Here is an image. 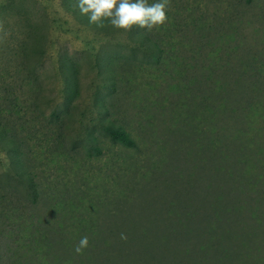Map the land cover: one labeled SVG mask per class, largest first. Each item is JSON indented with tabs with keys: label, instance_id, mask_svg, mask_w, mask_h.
Instances as JSON below:
<instances>
[{
	"label": "rangeland",
	"instance_id": "374dc122",
	"mask_svg": "<svg viewBox=\"0 0 264 264\" xmlns=\"http://www.w3.org/2000/svg\"><path fill=\"white\" fill-rule=\"evenodd\" d=\"M245 4L170 0L148 53L73 0H0V264H264V0Z\"/></svg>",
	"mask_w": 264,
	"mask_h": 264
},
{
	"label": "clouds",
	"instance_id": "9594fccd",
	"mask_svg": "<svg viewBox=\"0 0 264 264\" xmlns=\"http://www.w3.org/2000/svg\"><path fill=\"white\" fill-rule=\"evenodd\" d=\"M170 0H77L75 7L81 15L87 16L90 24L103 27L104 21L115 29L131 31L132 28L152 29L167 21L166 9ZM121 238H126L121 234ZM88 246V238L82 237L75 246L80 253Z\"/></svg>",
	"mask_w": 264,
	"mask_h": 264
},
{
	"label": "trees",
	"instance_id": "16d2710c",
	"mask_svg": "<svg viewBox=\"0 0 264 264\" xmlns=\"http://www.w3.org/2000/svg\"><path fill=\"white\" fill-rule=\"evenodd\" d=\"M63 1V4L67 7L68 9V2L70 3L71 5V0H62ZM152 0H148L149 3H152L150 2ZM154 1V0H153ZM254 0H235V3L236 5H243L244 3H246L245 5H249L251 3H253ZM77 3V0H73V8H70V13L74 14L76 18H78V20L82 23H89L88 21V17L87 16H84V15H81L80 12L78 11V9L75 7ZM104 26L103 27H97L95 24H92L95 26V29L99 32V33H104V34H109L111 32H114V31H118V29H115L113 28L107 20H105L104 22ZM128 32V31H127ZM155 34H153V28L152 29H147V28H139V27H133L131 31L128 32V39L130 42L134 43V44H139L145 51H147L148 53H154L155 51H159L161 52V48L159 47L158 43L155 41L156 39H153L155 38L154 37ZM105 131L106 133L110 136L111 140L113 142H117L123 146H126V147H129V148H133L135 147V143L134 141L129 137V135L124 131L122 130L121 128H118V127H106L105 128ZM7 136L6 134V130L0 126V138L5 140L3 145L5 147L6 150H10L12 151L14 147V141L12 139H8L7 140ZM9 138V137H8ZM17 174H20L19 172ZM230 175L229 172L225 171L224 172V178H227L228 180H231V182L234 181L233 178H230L228 177ZM23 180H25L29 186H30V190H32V187H31V181L30 179H26L23 177V173L21 174L20 176ZM233 180V181H232ZM235 183V182H234ZM254 199H257L254 197ZM263 202L262 201H259L258 205H260L261 203ZM261 207V205H260ZM231 225V222L228 224V226ZM230 235V232L228 231L227 234L225 235V238L228 237ZM219 239V238H218ZM214 240H217V239H214ZM218 241H216L215 243H218ZM222 256L227 259L228 257V254H227V251L226 250H223L222 252Z\"/></svg>",
	"mask_w": 264,
	"mask_h": 264
}]
</instances>
